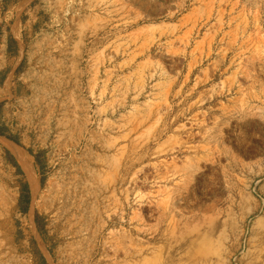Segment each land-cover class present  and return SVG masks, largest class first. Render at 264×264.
I'll use <instances>...</instances> for the list:
<instances>
[{
    "label": "rangeland",
    "instance_id": "1",
    "mask_svg": "<svg viewBox=\"0 0 264 264\" xmlns=\"http://www.w3.org/2000/svg\"><path fill=\"white\" fill-rule=\"evenodd\" d=\"M0 129V264H248L264 0H0Z\"/></svg>",
    "mask_w": 264,
    "mask_h": 264
},
{
    "label": "bare ground",
    "instance_id": "2",
    "mask_svg": "<svg viewBox=\"0 0 264 264\" xmlns=\"http://www.w3.org/2000/svg\"><path fill=\"white\" fill-rule=\"evenodd\" d=\"M15 24H17V23H15ZM16 26L17 25H14L13 31L17 35V27ZM0 142L7 150H9V152H11V154L15 157V159L17 160V162L21 166L23 172L25 173V175L27 177L31 196L34 198L36 196L39 188H40V179L37 176V174L34 170V167L31 163L32 156L24 148L20 147L18 144L14 143L12 140H10L8 138L0 136ZM103 178H105V177H103ZM110 180H111V178H110ZM112 181H113V179H112ZM29 217L32 221V223H31L32 227H33L32 229L34 230V232L36 233V235L38 237V233H37V230H36L34 222H33V217H32L31 211L29 212ZM254 224H256L258 226L257 231H256L257 244L255 245L256 246L255 249L253 248L254 250L252 252H250L251 254L248 255V256H250V258L248 259V264H264V220H263V218L261 217L259 219H256L254 221ZM40 244H42V243H40ZM135 248L136 247H134V249ZM114 251L117 252L118 248L115 247ZM211 253L216 255L218 252L212 251ZM143 261H144V259L142 260V262ZM139 263H141V262H139ZM144 263L146 264L147 262H144ZM207 264H209V263H207Z\"/></svg>",
    "mask_w": 264,
    "mask_h": 264
},
{
    "label": "trees",
    "instance_id": "3",
    "mask_svg": "<svg viewBox=\"0 0 264 264\" xmlns=\"http://www.w3.org/2000/svg\"><path fill=\"white\" fill-rule=\"evenodd\" d=\"M12 41V40H10ZM0 136H5L11 140H13L14 142L17 143V140L11 136H7L4 135L3 131L0 129ZM34 157L37 159V157L34 155ZM8 159L10 160V162L17 168V171L19 173H21L19 166L17 165V163L15 162L14 158L8 154ZM40 182H43V178H40ZM29 201H30V192H29V188H28V184L26 182H24L20 188V193H19V198H18V206L21 212H26L28 209V205H29ZM34 223L36 225L37 230L40 232V234L42 233V217L35 213L34 214ZM42 262L44 263V259L43 257H41Z\"/></svg>",
    "mask_w": 264,
    "mask_h": 264
}]
</instances>
